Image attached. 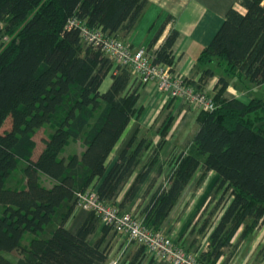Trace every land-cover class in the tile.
<instances>
[{"label":"trees","instance_id":"16d2710c","mask_svg":"<svg viewBox=\"0 0 264 264\" xmlns=\"http://www.w3.org/2000/svg\"><path fill=\"white\" fill-rule=\"evenodd\" d=\"M147 3L0 0V264H107L112 228L104 224L94 236L102 223L96 212L90 210L76 231L66 226L78 193L95 184L101 199L129 210L159 161L173 115L169 113L155 146L152 137L135 133L108 164L124 130L141 111L136 103L145 82L131 67L85 43L79 28L68 23L76 18L123 40ZM237 4L227 10L196 60L194 70L201 77L185 76L202 89L201 80L223 69L212 94L216 107L199 109L196 132L165 174L159 165L140 210L150 229L161 230L195 173L201 171L199 184L215 171L204 199L212 196L213 205L198 228L201 234L208 232L207 243L195 250L203 264L231 260L242 240L264 221V98L224 94L232 78L247 89L250 84L264 88V0ZM177 36L178 30L172 29L150 52L153 61L173 67ZM109 74L112 82L102 90ZM41 127L48 133L34 157V135ZM72 140L80 141L83 149L68 154ZM161 174L164 180L158 182ZM24 233L30 234L27 241ZM4 250H17L18 259L7 257ZM146 252L145 245H137L124 264H141Z\"/></svg>","mask_w":264,"mask_h":264},{"label":"crops","instance_id":"0c3cea01","mask_svg":"<svg viewBox=\"0 0 264 264\" xmlns=\"http://www.w3.org/2000/svg\"><path fill=\"white\" fill-rule=\"evenodd\" d=\"M233 5L238 6L237 0H148V3L144 8L140 18L132 28L131 32L125 38H123V40L133 48L144 46L148 49L149 52H151L163 42L165 37L170 33L172 29H177L178 36L176 37V40L172 47L175 63L173 64V67L170 64L169 65L172 67L171 69L175 73L182 74L186 77H192L193 80L198 81V79L201 77V71L194 70L196 60L201 50L211 42L215 33L221 26L227 10ZM160 28H162V30L160 31L159 35H157ZM156 35L157 38H155V42L152 44V40ZM115 72L116 71L114 70V73ZM134 75H136L135 72ZM219 75L216 72V75H214L213 77L206 80H201L202 89L206 90L209 94L214 93V85ZM111 82L112 75L109 74V79H107V77L105 78L104 82L101 85V89L105 90L106 88H108ZM254 85L255 84H253L252 87L250 85L247 92V90L244 91L243 89L244 87L246 88V83L244 84V86L235 85L231 80L230 86L224 91V94L230 97L237 96L243 100H249L250 96L254 94ZM257 87L259 88L261 86ZM167 106H169V109L174 111L176 114L178 113L177 115L179 117H184L192 110L199 112V110L195 109V106L193 107V109H190V104H187V102H184L181 99H172V97H168L164 92L160 91L157 88V84L155 81H148L144 83L140 89V95L136 103V107L138 109L141 108V111L131 119L122 136L116 143L114 149L108 156L107 161L111 158L110 165L116 160L120 150L125 146L132 135L137 133L138 138L142 137L143 135L152 137L149 131L152 129L153 124L158 119V116L162 109ZM152 139L154 143V138L152 137ZM166 142L167 137L164 145L166 144ZM164 145L160 150L159 161L152 170L150 178L146 181V183L142 187V190L133 200L129 210L134 212V209L138 204L141 207L147 202L149 194L144 195V191L149 184V180L156 175V171L159 165L163 164L164 174L168 171L169 168L166 169L167 156L172 152V150L174 149L173 147L178 144L174 143L166 152H163ZM43 146L39 147L37 144L34 151L35 157L38 156V154L41 152ZM150 152L151 148L146 154H149ZM210 172L215 173V176L217 177V173L215 171L211 170ZM210 172H208V174ZM164 174H161L158 177V182L161 181V177H163ZM200 175L201 171L198 170L188 183L184 193L180 197L175 207L183 199H185L186 201L191 197L190 193L192 191L189 192V188L191 186L195 185L194 188L198 189V187L200 186V184H198ZM122 196L123 192L121 193L119 200ZM195 198H197V195L192 196L191 199L194 200ZM175 207L163 224V229H165V231L172 236L175 235L177 227H171L170 225H167V223L174 214L173 211L175 210ZM88 213V210L76 206L66 222L67 228H69L71 231H75L86 219ZM103 226L104 223H100L94 236H98L99 234H101ZM259 226L260 227L257 226L258 228L256 227L252 233H250L245 239L242 240V243L240 244L241 249L238 251V254L236 252L234 257L226 263L224 260L225 257H222L218 261V264H264V221ZM126 238V236H123L112 229L108 234L110 252L111 250L114 251V249L116 248L123 247L122 252L124 251V257L127 258H125L122 264H124L126 259L132 256L137 250V245L134 246V243L129 244V246L128 244L125 245L124 240ZM191 243L192 239L189 238L188 246L189 244L191 245ZM205 246L206 244H204V247ZM196 249L197 247L193 248V250ZM260 251H262V254L257 256ZM127 254L129 255L127 256ZM141 264L170 263L165 261L163 256L153 255L147 251Z\"/></svg>","mask_w":264,"mask_h":264},{"label":"built area","instance_id":"2783aa9c","mask_svg":"<svg viewBox=\"0 0 264 264\" xmlns=\"http://www.w3.org/2000/svg\"><path fill=\"white\" fill-rule=\"evenodd\" d=\"M68 26L78 27L85 43L101 49L115 63L131 67L141 81H155L157 88L168 97H176L198 109L211 110L216 107L211 94L197 89L184 75L172 71L168 63L153 61L146 47L133 48L102 28L89 27L76 18L69 19ZM76 206L96 212L102 223L110 225L112 230L126 236L132 243L145 245L149 253L163 256L170 264H203L196 253L180 245L171 234L163 230L153 231L133 211L123 210L101 199L95 184L78 193Z\"/></svg>","mask_w":264,"mask_h":264},{"label":"rangeland","instance_id":"374dc122","mask_svg":"<svg viewBox=\"0 0 264 264\" xmlns=\"http://www.w3.org/2000/svg\"><path fill=\"white\" fill-rule=\"evenodd\" d=\"M222 73H223V69L217 70L218 75L222 74ZM107 79H109V75L107 76ZM231 80H232V83H234L235 85H243L244 86V84H245L244 82L238 80L237 78H232ZM250 85H251V87L253 86V84H250ZM243 89H244V91L247 90V92H248L247 87L246 88L244 87ZM254 89L255 90H254L253 96H260V97L264 98V88L263 87L258 88L257 86L254 85ZM212 94L213 93H211V95ZM213 99H214V97H213ZM187 104H189V103H187ZM190 106H191L190 109H193L194 106L191 104H190ZM168 109H169V106L162 109V111L160 112V114L158 116V119L153 124L152 129L149 131L150 135L154 138L153 146H155L156 143L158 142V140L162 136L161 130H162V127H163L164 123L166 122V120L169 116V113H172L173 119H172V122H171V125L169 128V131H167V135H166L167 142L164 145L163 152L168 151L174 143H177L178 145L173 147L175 149L173 154L171 155V153H170L167 156L166 169H168L173 164V162H174L175 158L177 157V155L179 154V152L187 147L189 141L191 140L193 134L196 132L197 127H198V123L196 121V116H197L198 111L192 110L191 112H189L184 117H182V116L179 117L177 115L178 113L176 114L171 109H169V110ZM195 109L199 110L198 108H195ZM9 122H10V119L8 118L5 122L6 123L5 127L8 126ZM47 133H48V130L46 127H41L35 133L34 138L36 139L39 147L43 146V138L47 136ZM82 149H83V145L80 141L72 140L65 152L69 154L75 150L81 151ZM110 161H111V158L107 161V163L110 164ZM196 177H198V176H196ZM215 179H216L215 173L210 172L209 174H207L205 176L204 180L199 183L200 186L198 187V189L194 188L195 185L191 186L189 188V192L192 191L190 193L191 197L186 201H185V199H183L182 201L179 202V204L175 207V210L173 211L174 214L172 215V217L170 218V220L167 223V225H170L171 227H174V228L177 227L175 235L173 236V238L180 245L185 247L190 252L193 251L194 253H196V251L193 250L194 247H197L198 245L200 246L201 244L207 243L208 232L206 234H201L198 232V228L201 225L202 220L208 215V211L210 210V208L213 205V204H210L212 196H209L205 202H204V199L208 195ZM163 180H164V177H161V181H163ZM44 181L47 184L49 183V181L45 180V178H44ZM194 195L195 196L197 195V198H195L193 200L191 198ZM203 202H204V204H203ZM140 210H141V207H139V204H138L137 207L134 209V215L142 219ZM219 214L220 213L218 211L217 214H215L212 217V219L217 220ZM190 227H192V229H194V231L190 232L189 231ZM258 227H260V226H258ZM209 229H210V227H209ZM161 230L165 231V229H163V227ZM21 232L22 231H20V233ZM29 236H30L29 233H24V235L22 237L23 241H27L29 239ZM189 238L192 239V243H191V245L189 244V246H188V239ZM237 238H238V236H236L235 241L237 240ZM193 241L194 242L196 241V242L193 243ZM124 243H125V245L128 244V246H129V244H132V242L129 241L128 238H126L124 240ZM133 245L135 246L136 244L134 243ZM202 246H204V245H202ZM240 247H241V245H239V247L237 248V251H236L237 254H238V251L241 249ZM122 250H123V247L116 248V249H114V251L111 250L107 264H115V263L116 264H122V262L125 260V258H127V257H124L125 253H124V251L122 252ZM2 252L7 257L11 258L14 261H16L19 257V252L17 250H12V251H5L4 250ZM260 254H262V251H260L257 256H259ZM128 255L129 254H127V256Z\"/></svg>","mask_w":264,"mask_h":264}]
</instances>
